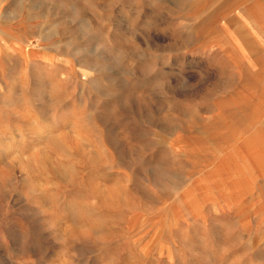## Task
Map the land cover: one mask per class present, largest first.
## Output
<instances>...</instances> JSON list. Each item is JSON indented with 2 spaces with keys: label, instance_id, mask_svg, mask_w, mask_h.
Masks as SVG:
<instances>
[{
  "label": "rangeland",
  "instance_id": "rangeland-1",
  "mask_svg": "<svg viewBox=\"0 0 264 264\" xmlns=\"http://www.w3.org/2000/svg\"><path fill=\"white\" fill-rule=\"evenodd\" d=\"M0 264H264V0H0Z\"/></svg>",
  "mask_w": 264,
  "mask_h": 264
}]
</instances>
